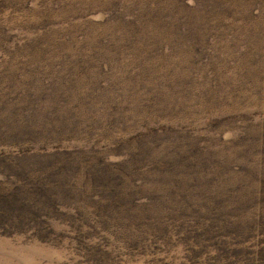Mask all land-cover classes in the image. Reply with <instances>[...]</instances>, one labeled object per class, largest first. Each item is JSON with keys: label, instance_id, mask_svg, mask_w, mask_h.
<instances>
[{"label": "rangeland", "instance_id": "obj_1", "mask_svg": "<svg viewBox=\"0 0 264 264\" xmlns=\"http://www.w3.org/2000/svg\"><path fill=\"white\" fill-rule=\"evenodd\" d=\"M0 264H264V0H0Z\"/></svg>", "mask_w": 264, "mask_h": 264}]
</instances>
